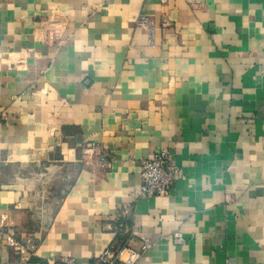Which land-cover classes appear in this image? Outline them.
I'll list each match as a JSON object with an SVG mask.
<instances>
[{
  "label": "crops",
  "instance_id": "1",
  "mask_svg": "<svg viewBox=\"0 0 264 264\" xmlns=\"http://www.w3.org/2000/svg\"><path fill=\"white\" fill-rule=\"evenodd\" d=\"M162 150L182 173L142 198ZM123 229L137 264H264V0H0V264Z\"/></svg>",
  "mask_w": 264,
  "mask_h": 264
},
{
  "label": "built area",
  "instance_id": "2",
  "mask_svg": "<svg viewBox=\"0 0 264 264\" xmlns=\"http://www.w3.org/2000/svg\"><path fill=\"white\" fill-rule=\"evenodd\" d=\"M167 1L162 0L163 3ZM192 6L194 8L200 7L199 4H192ZM139 25L149 29L152 22L148 17H141L139 18ZM93 149L88 145L84 148V154L91 153ZM107 157V154H100L103 167L107 166L109 162ZM140 169L142 198L168 195L176 182V177L182 173L181 168L173 162L167 150H162L154 154L152 158L143 160ZM123 233L127 236L123 242L109 246L100 257L91 262L79 263L73 258L63 257L57 264H137L150 244L144 240L142 247L136 248L133 245L135 236L125 232L124 229ZM7 242L20 256H26L30 259L35 256L36 245L33 242H22L12 234H9Z\"/></svg>",
  "mask_w": 264,
  "mask_h": 264
},
{
  "label": "rangeland",
  "instance_id": "3",
  "mask_svg": "<svg viewBox=\"0 0 264 264\" xmlns=\"http://www.w3.org/2000/svg\"><path fill=\"white\" fill-rule=\"evenodd\" d=\"M19 240V239H18ZM21 241V240H20ZM35 245H36V249H35V251L37 250V244L35 243V242H33ZM35 253V252H34Z\"/></svg>",
  "mask_w": 264,
  "mask_h": 264
}]
</instances>
